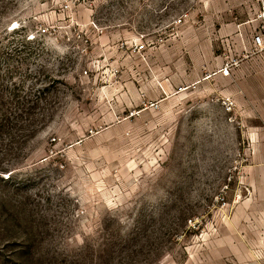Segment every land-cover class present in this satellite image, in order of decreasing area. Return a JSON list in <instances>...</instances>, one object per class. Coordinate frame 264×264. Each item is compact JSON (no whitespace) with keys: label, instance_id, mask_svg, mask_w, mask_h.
Segmentation results:
<instances>
[{"label":"rangeland","instance_id":"1","mask_svg":"<svg viewBox=\"0 0 264 264\" xmlns=\"http://www.w3.org/2000/svg\"><path fill=\"white\" fill-rule=\"evenodd\" d=\"M68 1L0 0V264H264V0Z\"/></svg>","mask_w":264,"mask_h":264},{"label":"built area","instance_id":"2","mask_svg":"<svg viewBox=\"0 0 264 264\" xmlns=\"http://www.w3.org/2000/svg\"><path fill=\"white\" fill-rule=\"evenodd\" d=\"M73 3V0H69L67 4L64 5L65 8H69L70 5ZM259 20H260V29L258 32L254 33L250 37L249 41V55H255V56H261L264 57V11L259 14ZM178 23H180V20H178ZM44 33L45 30H42ZM248 57V56H245ZM225 72L227 73L226 69ZM232 101H225L224 105L227 109H230L232 106Z\"/></svg>","mask_w":264,"mask_h":264}]
</instances>
